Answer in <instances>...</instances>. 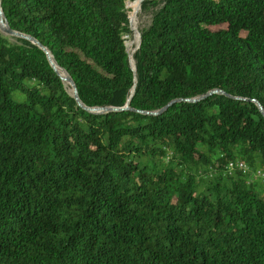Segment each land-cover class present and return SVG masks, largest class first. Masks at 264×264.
I'll return each instance as SVG.
<instances>
[{"label": "trees", "instance_id": "1", "mask_svg": "<svg viewBox=\"0 0 264 264\" xmlns=\"http://www.w3.org/2000/svg\"><path fill=\"white\" fill-rule=\"evenodd\" d=\"M125 1L0 0L128 108L0 33V264H264V0H142L134 71Z\"/></svg>", "mask_w": 264, "mask_h": 264}, {"label": "water", "instance_id": "2", "mask_svg": "<svg viewBox=\"0 0 264 264\" xmlns=\"http://www.w3.org/2000/svg\"><path fill=\"white\" fill-rule=\"evenodd\" d=\"M2 23L4 24L3 27L1 26ZM0 33L2 35H4L5 37L15 38V39H21V40L28 41L32 45H34V46L38 47L40 50H42L43 53L46 56V59H47L48 63L50 64V66L52 67V69L55 71V73L60 77L61 81L64 82V83H67V84H69L71 86L72 93H70V94H71L72 98L76 101V104L79 107H81L83 110H85V111H87L89 113H92V114L115 113V112H122V111L128 110L127 106L124 107V108H88V107L83 106L81 104V102L79 101L78 94H77V90H76V87H75L72 79L67 75V73L64 70H62V69H60V68H58L56 66V64L54 63V60L52 59V57L50 55V53L45 48H43L32 37H30L28 35H24V34L18 33V32H14V31H12V30L9 29L8 24H7V22H6V20H5L4 16H3V12H2V9H1V4H0ZM138 47H139V38H138V42H137L136 48L132 51V53H134L138 49ZM126 51L128 53L130 66H131V68H133L132 67V64H131V55H129V52H128V49L127 48H126ZM133 71H134V68H133ZM61 73H63L66 77H64ZM214 93L217 94V93H220V92L214 91ZM244 101H248V102H251L254 105H256V107L258 108V110L264 116L263 109H262V107L260 106V104L257 101H255V100H244ZM166 108H164L161 112H163ZM161 112H159V113H144V114L145 115H156V114H160Z\"/></svg>", "mask_w": 264, "mask_h": 264}, {"label": "rangeland", "instance_id": "3", "mask_svg": "<svg viewBox=\"0 0 264 264\" xmlns=\"http://www.w3.org/2000/svg\"><path fill=\"white\" fill-rule=\"evenodd\" d=\"M134 1L135 0H126L124 2L126 14H127V19H128V26L130 29V33L124 37L127 40L126 42L128 43L127 44L128 45V51H129V55H131V57L133 54L132 51L136 48V45L138 42L139 31L141 29H143L145 26H147V24L149 22L148 14H145V13L142 14L141 13V7L140 6H141L142 0H139L137 8L133 12V9L131 7H132ZM130 3H132V4H130ZM133 13H134V19L132 20L131 17L133 16ZM136 37H138L137 42H135Z\"/></svg>", "mask_w": 264, "mask_h": 264}, {"label": "built area", "instance_id": "4", "mask_svg": "<svg viewBox=\"0 0 264 264\" xmlns=\"http://www.w3.org/2000/svg\"><path fill=\"white\" fill-rule=\"evenodd\" d=\"M125 39V37L123 36ZM125 45L128 49L127 42L125 39ZM224 172L227 174H231L233 172H239L242 175H249L252 178L264 180V172L262 171H251L248 167V165L242 161L234 160L227 163V165L224 168Z\"/></svg>", "mask_w": 264, "mask_h": 264}, {"label": "bare ground", "instance_id": "5", "mask_svg": "<svg viewBox=\"0 0 264 264\" xmlns=\"http://www.w3.org/2000/svg\"><path fill=\"white\" fill-rule=\"evenodd\" d=\"M138 3H139V0H137L136 2H134L133 3V5H132V9H133V12L135 11V9L137 8V5H138ZM132 18V20L134 19V13H133V16L131 17ZM1 26L3 27L4 26V24L2 23L1 24ZM137 38L138 37H136V40H135V42H137ZM127 41V40H126ZM128 44V43H127ZM132 45V44H131ZM128 46V45H127ZM131 48V47H130ZM129 52V51H128ZM64 77H66L63 73H61ZM65 85H66V88H67V90H68V92L69 93H72V88H71V86L69 85V84H67V83H65Z\"/></svg>", "mask_w": 264, "mask_h": 264}]
</instances>
